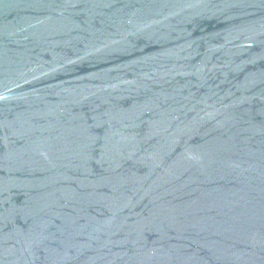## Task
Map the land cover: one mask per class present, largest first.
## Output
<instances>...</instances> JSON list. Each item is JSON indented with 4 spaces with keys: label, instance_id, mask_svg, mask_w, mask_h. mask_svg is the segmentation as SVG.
Returning a JSON list of instances; mask_svg holds the SVG:
<instances>
[{
    "label": "water",
    "instance_id": "95a60500",
    "mask_svg": "<svg viewBox=\"0 0 264 264\" xmlns=\"http://www.w3.org/2000/svg\"><path fill=\"white\" fill-rule=\"evenodd\" d=\"M0 264H264V0H0Z\"/></svg>",
    "mask_w": 264,
    "mask_h": 264
}]
</instances>
